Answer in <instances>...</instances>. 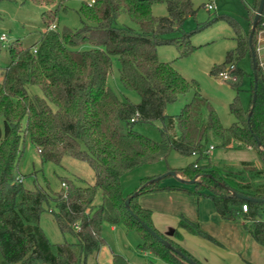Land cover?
<instances>
[{"label": "trees", "instance_id": "16d2710c", "mask_svg": "<svg viewBox=\"0 0 264 264\" xmlns=\"http://www.w3.org/2000/svg\"><path fill=\"white\" fill-rule=\"evenodd\" d=\"M32 1L56 9L44 20L45 31L38 44L10 47L11 62L0 80V264H86L90 255L106 245L104 224L116 226L123 221L139 233L140 251L150 252L168 264H188L130 214L125 202L133 193L125 195L122 188L125 175L146 165L166 162L173 153L196 159L188 166H168V171H177L188 180L199 176V182L194 188L154 182L141 189L156 177L143 179L136 190L139 195L131 200L132 212L197 264L203 263L180 244V230L217 246L221 243L185 216L180 217L173 238L165 236L155 227L153 212L139 204L141 195L177 191L209 198L221 219L246 220L245 229L264 247V70L257 54L258 66L251 75V103L245 109L239 92L246 73L238 66L246 56L252 58L249 39L261 0H254L249 9L247 32L230 15L215 18L227 22L235 32V48L211 71L219 75L231 65L236 67L233 75L237 79L229 82L237 92L230 104L236 121L230 127L222 124L198 82L186 79L158 55L161 44L176 45L182 57L198 48L190 43L188 33L177 39L167 38L182 31L184 22L195 16L192 0L83 1L78 11L83 22L80 28L59 24L61 11H67L72 0ZM156 4H164L168 15L156 16ZM122 13L138 25L137 30L117 26ZM262 30L264 11L252 38L256 53ZM1 43L0 40V54ZM84 45L91 49H78ZM113 57L120 62L121 83L140 96L139 103L121 100L110 87ZM32 87L42 95L32 93ZM254 95L255 106L248 118ZM187 96H191L190 101L178 114L166 113L170 105ZM156 121L162 123L159 140L136 129L137 125ZM212 138L219 139L223 147L255 151L261 166L243 162L244 167H252L248 177L244 171L222 169L209 155ZM27 140L41 151L43 163L61 165L65 157L87 162L94 171L95 184L85 186L81 178H76L62 180L67 188L59 192L50 186L27 188L16 175ZM99 192L102 200L97 204ZM234 193L263 202L240 199ZM51 203L56 204L57 211L51 209ZM245 204L247 212L242 210ZM45 205L54 214L60 231L72 235L76 242L51 243L41 226ZM111 264L130 263L113 254Z\"/></svg>", "mask_w": 264, "mask_h": 264}, {"label": "rangeland", "instance_id": "374dc122", "mask_svg": "<svg viewBox=\"0 0 264 264\" xmlns=\"http://www.w3.org/2000/svg\"><path fill=\"white\" fill-rule=\"evenodd\" d=\"M83 1L92 3V0H72L68 3V10H62L59 15L60 26H69L71 28H80L83 26V22L78 14ZM192 1L197 10L195 16L189 17L184 22L182 31L170 34L167 38L177 39L181 37L182 34L188 33L190 34V43L198 46V48L191 54L182 57L176 45L161 44L157 48L158 55L161 61L172 63L186 79L197 81L204 96L213 104L222 124L225 127H230L236 121V118L230 112V104L234 101L237 92L230 86V81L221 80L219 75H214L211 71L214 66L221 65L225 61L228 51L235 48V32L227 22L215 18L220 15H230L241 23L246 22L245 16L248 14V5L251 4L253 0ZM208 3H213L215 9L208 10L206 8V4ZM55 9V7L38 6L32 0H0V36L3 34L6 35V40L1 43L0 80L3 70L11 62L9 55L10 47L18 43L24 47H32L38 44L45 31L44 20L50 13L55 11ZM153 11L156 16L168 15L167 8L164 4L154 5ZM117 26H128L136 30L138 29V25L130 19L127 13L121 14L117 21ZM249 27L250 26L247 27L246 32ZM78 49L88 50L91 49V46L84 45ZM238 66L246 73L241 91L239 92V98L243 107L248 109L251 103V75L254 74L252 58L246 56L239 61ZM108 82L121 100H127L133 103L140 102V96L136 92L125 88L121 83L120 62L116 57H113V68ZM31 92L42 95V92L37 87H32ZM190 98L191 96H187L181 101L170 105L166 113L168 115L178 114L190 101ZM161 128L162 123L160 121H156L153 124L136 126L139 132L155 140L160 139ZM211 144L213 147L212 150L209 149L211 160L222 169L230 168L233 171H244L245 177H248V169H250L251 166L244 167L242 165L243 162H251L257 166L258 164L261 166V161L257 153L253 150H239L234 147H223L221 146V141L215 138H212ZM195 159L196 158L193 156L183 157L177 153H173L166 162L161 161L157 164L138 168L122 178L123 192L125 195L135 193L143 179L152 177L158 178L168 172V166L175 168L188 166L190 163L194 162ZM16 175L29 189H35L37 187L46 189L50 186L51 190L54 192H59L63 188H67V185L63 186L62 184V180L64 179L75 180L76 178H81L85 186L95 184L94 171L87 162L65 157L61 165H56L51 162L43 163L37 148L31 144L29 140H27L25 144L24 154L16 170ZM161 185L183 186V184H180L174 177L170 176L163 179ZM184 186L187 188H194L195 184ZM191 196L195 197L194 205ZM101 200L102 195L101 192H99L96 203L99 204ZM138 200L139 202L151 206L152 208L148 209H150L153 214L155 212L156 216L160 215V213H158L160 212L159 210L163 213L165 209L167 211L165 214L177 216V227L181 216L190 219L189 215L196 216V213H199L203 222L212 220V217L216 216V210L211 199L206 197L197 198L194 195H187L182 192L163 191L147 193L141 195ZM45 208L46 210L41 215V226L51 243L76 242V239L72 235L63 234L60 231L55 221L54 214L48 210V206L45 205ZM51 209L57 211L55 203H51ZM196 223L200 225L202 230L207 232L202 224L199 222ZM186 232L189 233L188 231ZM191 235H189L191 240H196L197 243H203L202 247L199 248V252H207L208 255L206 256L210 259L211 264H238L237 262H240L241 259H247L245 254H242L241 257L238 253L226 249V251L229 252L228 254L224 252L225 249H221L212 243L209 245L213 247V249L210 247L206 248L207 243L204 244L205 242L196 238L195 235ZM103 236L106 240V245L98 253L90 255L86 260V264H111L113 254L125 257L130 264H168L150 252L140 251L138 245L142 243V239L139 233L134 229H129L124 221L116 226L105 223L103 226ZM165 236L173 238V236L170 235ZM246 254L264 262L262 246H259L256 251L249 249V252Z\"/></svg>", "mask_w": 264, "mask_h": 264}, {"label": "crops", "instance_id": "0c3cea01", "mask_svg": "<svg viewBox=\"0 0 264 264\" xmlns=\"http://www.w3.org/2000/svg\"><path fill=\"white\" fill-rule=\"evenodd\" d=\"M254 1V0H253ZM213 4V3H212ZM253 7V2L251 4L248 5V13H249V9H252ZM245 21L240 24L242 25V27L244 28V30H247V27L250 25L249 22V18H248V14L247 16H245ZM257 51H258V57H259V61L261 63V66L264 69V30L260 31L258 37H257ZM258 166H260L258 164ZM168 171V170H167ZM173 193V192H172ZM176 196H180V195H176ZM191 198H193V205H194V199L195 197L191 196ZM139 204L142 206H145V208H152L151 206H148L147 204H144L142 202H139ZM154 211V209H153ZM160 215L156 216V213L154 212L153 214V223L155 225V227L162 233L165 235H170L172 236L173 231L175 230V228L177 227V216L174 215H168L165 214L166 209L163 211L159 210ZM196 213V212H194ZM164 216V217H163ZM190 220L192 221H196L199 222L200 224L203 225L204 229L207 231V233H209L210 235H212L217 241H219L221 243L222 246H218L221 249H225V253H228L226 251V249L232 250L234 253H238L241 257L242 254H245L247 257V259H241L240 262H237L238 264H248V263H252V264H264V262H262V260H257L256 258H254L253 256H248V254H246L247 252H249V249L256 251L258 250L259 246L261 247V245H259L254 239L253 237L249 234V232H247V230L245 229V225L248 223L246 220L244 219H238L235 221H228V220H223L221 219L218 214L216 213V216L212 217V220H209L207 222H203L200 218L199 213H196V216H192L189 215ZM181 234L183 237L182 241H181V245L182 247H184L185 249H187L192 255H194L196 258H198L203 264H211L210 259L208 258L207 252H199L200 251V247H202L203 243H197V241H193L190 239L189 233H187L184 230H181ZM193 236V235H191ZM196 238L200 239L201 241L205 242L204 244L207 243L206 248H211L213 249V247H211L208 243V241L196 236ZM200 244V245H198ZM197 247V248H195ZM263 248V252H264V247ZM252 253V252H250ZM223 256H225L224 254H222ZM250 255V254H249ZM249 257V258H248ZM251 257V258H250ZM250 259V260H249Z\"/></svg>", "mask_w": 264, "mask_h": 264}, {"label": "water", "instance_id": "95a60500", "mask_svg": "<svg viewBox=\"0 0 264 264\" xmlns=\"http://www.w3.org/2000/svg\"><path fill=\"white\" fill-rule=\"evenodd\" d=\"M264 11V0H261L260 1V5H259V8H258V11L256 12V15H255V18H254V21L252 23V29H251V34H250V39H249V43H250V47H251V53H252V59H253V65H254V69H256V67L258 66V62H257V53L255 52V50L253 49V46H252V38H253V34L254 32L256 31L257 29V26H258V23H259V20L261 18V15ZM255 100H256V96L254 95V98H253V104H252V109L251 111L249 112V116L248 118L251 117L252 115V110L255 106ZM259 145H261L259 143ZM263 149V148H262ZM174 177L180 184H183V185H194L196 184L197 182H199V176L193 178V179H185L182 177L181 173L177 172V171H168L166 174L158 177V178H154L153 180H150L149 182L145 183L141 189L145 188L146 186L156 182V183H159L161 182L163 179H165L166 177ZM139 195V191H136L135 193H133L132 196H130L129 198H127L126 202H125V206L127 208V210L130 212V214L136 219L138 220L139 222H141L142 226L153 236L155 237V239H157L158 241H160L165 247H167L168 249H170L171 251H173L174 253H176L177 255H179L184 261H186L188 264H197L195 263L193 260H191L189 257H187L183 252H181L179 249H176L175 247L172 246V244L170 242H168L167 240H165L164 238H162L160 235H158L151 227H149L146 223L142 222L131 210V207H130V203H131V200L135 197ZM234 195L237 197V198H240V199H246L248 201H251V202H257V203H260V202H263V200L261 199H255V198H251V197H247V196H244L242 194H239V193H234Z\"/></svg>", "mask_w": 264, "mask_h": 264}, {"label": "built area", "instance_id": "2783aa9c", "mask_svg": "<svg viewBox=\"0 0 264 264\" xmlns=\"http://www.w3.org/2000/svg\"><path fill=\"white\" fill-rule=\"evenodd\" d=\"M93 2H94V1H92V3H93ZM206 8H207L208 10H213V9H215V6H214V4H212V3H208V4H206ZM53 28H55V27H53ZM0 40H1V41H5V40H6V35H4V34L1 35V36H0ZM34 51L36 52L37 49H34ZM235 69H236L235 65H231V66L227 67L224 71H222V72L219 73V78H220L221 80H223V81H236L237 78L233 75V71H234ZM133 121H134V120H133ZM210 149L212 150L213 147L211 146ZM39 152H41V151L39 150ZM63 186H66V184L63 183ZM242 210H243L244 212H247V211H248V205H247V204L243 205V206H242ZM76 228H77V229L79 228V224H76Z\"/></svg>", "mask_w": 264, "mask_h": 264}]
</instances>
